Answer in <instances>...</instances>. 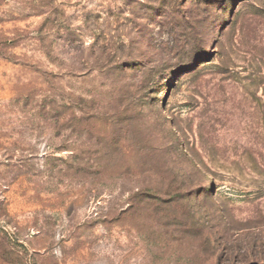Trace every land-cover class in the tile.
Returning a JSON list of instances; mask_svg holds the SVG:
<instances>
[{"label":"rangeland","instance_id":"obj_1","mask_svg":"<svg viewBox=\"0 0 264 264\" xmlns=\"http://www.w3.org/2000/svg\"><path fill=\"white\" fill-rule=\"evenodd\" d=\"M0 264H264V0H0Z\"/></svg>","mask_w":264,"mask_h":264}]
</instances>
